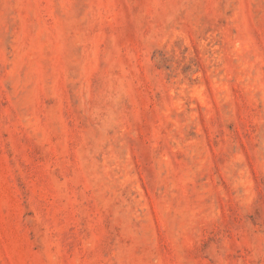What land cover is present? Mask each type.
Here are the masks:
<instances>
[{"label": "rangeland", "instance_id": "1", "mask_svg": "<svg viewBox=\"0 0 264 264\" xmlns=\"http://www.w3.org/2000/svg\"><path fill=\"white\" fill-rule=\"evenodd\" d=\"M0 264H264V0H0Z\"/></svg>", "mask_w": 264, "mask_h": 264}]
</instances>
